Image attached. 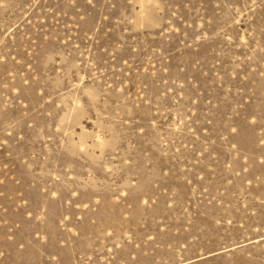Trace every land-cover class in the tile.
Returning <instances> with one entry per match:
<instances>
[{
    "label": "rangeland",
    "instance_id": "374dc122",
    "mask_svg": "<svg viewBox=\"0 0 264 264\" xmlns=\"http://www.w3.org/2000/svg\"><path fill=\"white\" fill-rule=\"evenodd\" d=\"M0 264H264V0H0Z\"/></svg>",
    "mask_w": 264,
    "mask_h": 264
}]
</instances>
